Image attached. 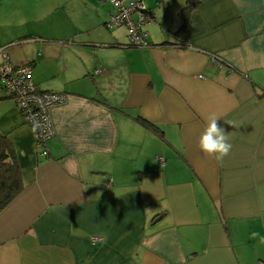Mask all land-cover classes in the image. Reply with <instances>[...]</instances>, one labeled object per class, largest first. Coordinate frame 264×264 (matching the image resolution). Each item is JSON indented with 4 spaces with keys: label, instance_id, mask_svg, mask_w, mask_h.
Returning <instances> with one entry per match:
<instances>
[{
    "label": "crops",
    "instance_id": "1",
    "mask_svg": "<svg viewBox=\"0 0 264 264\" xmlns=\"http://www.w3.org/2000/svg\"><path fill=\"white\" fill-rule=\"evenodd\" d=\"M21 1L35 4L23 14L73 16L63 3ZM198 1L181 45L155 46L180 42L185 0H158L157 13L143 0L154 21L141 47L105 27L111 4L70 35L0 33L12 65L31 64L39 90L64 95L48 111L45 156L0 93V134L21 179L0 210V264H264L251 238L264 236V0ZM210 115L232 144L222 162L197 147Z\"/></svg>",
    "mask_w": 264,
    "mask_h": 264
},
{
    "label": "built area",
    "instance_id": "2",
    "mask_svg": "<svg viewBox=\"0 0 264 264\" xmlns=\"http://www.w3.org/2000/svg\"><path fill=\"white\" fill-rule=\"evenodd\" d=\"M112 6L108 29L126 28L127 44L141 47L148 45V33L144 26L154 21L143 0H100ZM1 53L0 90L2 96L14 101L33 132L35 144L40 154L47 156V141L53 135L49 118V108L64 99L61 93L42 91L37 88L31 75V64L12 65L7 56ZM212 59L217 60L212 54ZM94 238L93 242H98Z\"/></svg>",
    "mask_w": 264,
    "mask_h": 264
},
{
    "label": "rangeland",
    "instance_id": "3",
    "mask_svg": "<svg viewBox=\"0 0 264 264\" xmlns=\"http://www.w3.org/2000/svg\"><path fill=\"white\" fill-rule=\"evenodd\" d=\"M49 1L54 6H57L58 4L62 5L63 3V5L67 9L71 10L73 16H70L71 14L66 13V11L64 12L62 10L55 8H52L49 12L43 14L41 13L38 14L37 12L35 14L34 13L23 14L22 11L24 8L27 10V12H30L28 10L34 8L35 4L30 2L27 3L24 6V8H21L23 2L21 0H0V33L3 35L2 32L4 30L10 31L11 29L12 31L13 30L17 31V33H27L32 35V37H36V35H40V37L46 39L47 37L54 36L55 34L53 33L59 35V36L55 35V37H60L61 35H65V34L70 35L72 31L75 32L74 29H76L77 32L79 30L86 29L88 25L91 24L89 23V21H87L88 20L86 16L87 14H94L93 12L95 10L96 11L102 10V12L106 10L108 12L111 9L110 3L108 2L102 3V1L100 0H96L97 5L88 4V1L85 2V0H49ZM145 2L148 7H151V9L155 10L156 13L158 12L157 10L158 5L156 0H145ZM9 10L16 12L17 16H15L12 19H9L8 17L3 18L2 17L3 13L9 12ZM94 18H96L95 21H97L96 15ZM175 18L176 17L173 16L172 19L176 21ZM92 34L95 33L92 32ZM4 36L7 37L10 35L7 32V34ZM63 37L61 39H64ZM5 52H7V50Z\"/></svg>",
    "mask_w": 264,
    "mask_h": 264
},
{
    "label": "trees",
    "instance_id": "4",
    "mask_svg": "<svg viewBox=\"0 0 264 264\" xmlns=\"http://www.w3.org/2000/svg\"><path fill=\"white\" fill-rule=\"evenodd\" d=\"M198 3V0H185L184 6L179 13L180 25L174 32V35L176 38L180 39V42H163L155 44V46H172L184 43L182 41L186 40V27L190 13ZM136 120L148 130L161 135L159 127L155 124L140 117L136 118ZM20 190V172L13 148L8 139L0 134V210H2Z\"/></svg>",
    "mask_w": 264,
    "mask_h": 264
},
{
    "label": "clouds",
    "instance_id": "5",
    "mask_svg": "<svg viewBox=\"0 0 264 264\" xmlns=\"http://www.w3.org/2000/svg\"><path fill=\"white\" fill-rule=\"evenodd\" d=\"M219 119L220 118L217 115H210L207 118L206 126L198 137L197 147L205 155L211 157L217 162H222L224 158L230 154L232 144L229 142L227 133L218 122ZM231 125L233 127L239 126L235 122H231ZM251 238L259 239V242L264 244V236H261L258 232H252ZM156 239V237H150L149 239H146L143 244L145 247L150 248L155 244Z\"/></svg>",
    "mask_w": 264,
    "mask_h": 264
},
{
    "label": "water",
    "instance_id": "6",
    "mask_svg": "<svg viewBox=\"0 0 264 264\" xmlns=\"http://www.w3.org/2000/svg\"><path fill=\"white\" fill-rule=\"evenodd\" d=\"M158 0H156V2H157Z\"/></svg>",
    "mask_w": 264,
    "mask_h": 264
}]
</instances>
